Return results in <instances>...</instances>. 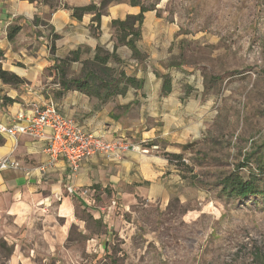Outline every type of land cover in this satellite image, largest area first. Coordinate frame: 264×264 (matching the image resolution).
Returning <instances> with one entry per match:
<instances>
[{
	"label": "rangeland",
	"instance_id": "rangeland-1",
	"mask_svg": "<svg viewBox=\"0 0 264 264\" xmlns=\"http://www.w3.org/2000/svg\"><path fill=\"white\" fill-rule=\"evenodd\" d=\"M135 3L162 20L150 44L182 99V142L158 149L174 181L164 196L116 199L107 223L62 198L54 215L67 239L47 264H264V0H107L102 13ZM234 178L257 193L236 195ZM2 241L0 264L13 248Z\"/></svg>",
	"mask_w": 264,
	"mask_h": 264
},
{
	"label": "crops",
	"instance_id": "crops-1",
	"mask_svg": "<svg viewBox=\"0 0 264 264\" xmlns=\"http://www.w3.org/2000/svg\"><path fill=\"white\" fill-rule=\"evenodd\" d=\"M65 1L70 6L99 4V0ZM62 2L52 9L41 1L0 0L2 67L25 80L11 86L0 79V122L11 123L19 113H29L34 105L44 107L52 103L83 130L106 140L121 137L132 144L144 143L149 151L129 150L119 158L98 152L73 171L63 158L48 165L46 139L1 134L0 159L12 156L22 168L31 170L29 175L22 168L0 172V238L13 247L4 264H47L56 254L54 249L63 246L67 239L66 230L54 215L56 203L62 198H70L75 206L90 212L94 220L107 223L106 218L112 221V217L105 211L117 208L116 199L127 204L136 195H166L174 180H166L172 178L170 174L166 176L170 164L158 149L164 143L165 151L175 152L174 146L184 137L180 130L182 99L175 78L159 74V53L154 47L159 41L151 45L148 36L150 25L162 24L161 18L153 11L144 13L138 48L148 57L140 61L132 56L127 45L117 43L112 27L113 20L138 14L140 6H110L101 15L99 34L95 35V13L77 18ZM17 26L20 29L10 38V30ZM160 31L159 27L150 31L153 41ZM52 33L58 35L55 53L50 50ZM116 44V56L123 62L119 69L139 80V86H129L124 94L70 88L58 95L59 72L49 69L59 63L57 59L81 49L78 60L69 64L79 74L66 75L68 79L79 77L83 61L94 58L98 46L111 53ZM42 165L46 166L44 170ZM70 186L72 192L68 190ZM76 221L84 227L85 219L76 217Z\"/></svg>",
	"mask_w": 264,
	"mask_h": 264
},
{
	"label": "trees",
	"instance_id": "trees-1",
	"mask_svg": "<svg viewBox=\"0 0 264 264\" xmlns=\"http://www.w3.org/2000/svg\"><path fill=\"white\" fill-rule=\"evenodd\" d=\"M31 2H43L48 4L52 9H56L59 6L57 0H30ZM107 5V0H102L100 4L91 2L84 6H70L65 4L64 7L71 9L75 17L81 18L85 13L94 12V22L96 26L93 27L94 34H99L102 8ZM139 5V4H134ZM141 11L136 15H128L126 19H115L112 21V27L115 29V35L117 43L120 45H127L133 53L134 58H142L144 55L138 48V41L142 36V24L144 22V13L149 10L146 6L140 5ZM36 22L38 19L36 18ZM20 28L14 27L9 32V37L12 38ZM58 37L57 34L52 33L51 52L55 53V40ZM116 47L113 52L105 50L103 47L98 46L94 58L83 61L82 73L79 77H73L71 79L66 78V67L71 62L78 60L81 49L73 50L70 54L64 58L57 59L59 63L55 66H50L51 71L58 70L60 79L61 91L58 95L62 94L65 90L70 88H76L84 91H94L97 94H124L129 86H139V80L128 76L123 70H117L109 63L112 59L119 60L116 56ZM4 58V52L0 50V79L6 85L16 86L25 82L24 79L17 74L8 71L2 67V59ZM167 81V80H166ZM167 84V82H166ZM109 93V94H108ZM7 99V98H6ZM168 156L180 157L176 154L167 153ZM226 188L231 187V191L236 195L245 196L248 193L256 192V185L252 181H246L242 179L234 178L229 181ZM7 242L2 241L1 246L7 248ZM9 253L12 252L11 248Z\"/></svg>",
	"mask_w": 264,
	"mask_h": 264
},
{
	"label": "built area",
	"instance_id": "built-area-1",
	"mask_svg": "<svg viewBox=\"0 0 264 264\" xmlns=\"http://www.w3.org/2000/svg\"><path fill=\"white\" fill-rule=\"evenodd\" d=\"M13 137L25 134L32 138H44L47 141L45 151L49 156L48 165L60 158L65 159L73 171H77L82 162L98 152L108 157L119 158L129 150L148 152L144 143L132 144L125 138L106 140L101 136L83 130L72 118L62 115L57 107L49 103L44 107L34 105L29 113H19L11 123L0 122V135ZM46 166L42 165L44 170ZM19 160L12 156L0 159V172L7 169H21ZM26 174L31 170L22 168ZM70 192L73 188L68 187Z\"/></svg>",
	"mask_w": 264,
	"mask_h": 264
}]
</instances>
